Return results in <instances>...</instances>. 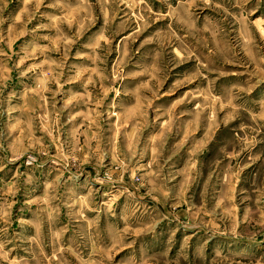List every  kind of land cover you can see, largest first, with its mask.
I'll return each instance as SVG.
<instances>
[{"label":"rangeland","instance_id":"rangeland-1","mask_svg":"<svg viewBox=\"0 0 264 264\" xmlns=\"http://www.w3.org/2000/svg\"><path fill=\"white\" fill-rule=\"evenodd\" d=\"M262 210L264 0H0V264H264Z\"/></svg>","mask_w":264,"mask_h":264},{"label":"crops","instance_id":"crops-1","mask_svg":"<svg viewBox=\"0 0 264 264\" xmlns=\"http://www.w3.org/2000/svg\"><path fill=\"white\" fill-rule=\"evenodd\" d=\"M232 207L234 208V205ZM262 212H263V210H262ZM238 235H240V234L234 235L233 238H231L230 240L233 243L242 245L243 247L250 248L252 246H257L259 244L260 245L264 244V230L260 231L259 234H256V235L250 236V237H248V236L239 237Z\"/></svg>","mask_w":264,"mask_h":264}]
</instances>
